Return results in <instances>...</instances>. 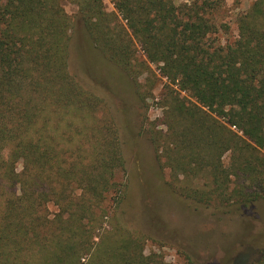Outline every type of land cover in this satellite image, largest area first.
I'll use <instances>...</instances> for the list:
<instances>
[{
    "label": "trees",
    "instance_id": "1",
    "mask_svg": "<svg viewBox=\"0 0 264 264\" xmlns=\"http://www.w3.org/2000/svg\"><path fill=\"white\" fill-rule=\"evenodd\" d=\"M64 1L78 6L90 47L138 83L137 100L147 104L155 87L139 78L159 66L168 80L150 140L181 196L220 212L264 199V0L226 42L197 2L114 0L108 11L104 0H0V264H167L120 210L127 183L152 195L139 176L150 152H135L71 70Z\"/></svg>",
    "mask_w": 264,
    "mask_h": 264
},
{
    "label": "rangeland",
    "instance_id": "2",
    "mask_svg": "<svg viewBox=\"0 0 264 264\" xmlns=\"http://www.w3.org/2000/svg\"><path fill=\"white\" fill-rule=\"evenodd\" d=\"M175 1L179 5L194 2L204 5L203 9L208 11L205 15H213L221 25L218 39L226 42L237 37L238 16L256 0H221L215 4L218 7L215 10L208 7L215 0ZM104 2L108 11L116 10L114 0ZM64 6L73 18L71 70L78 72L85 85L104 99L105 110L114 117L122 138H131L135 152L141 145L150 152L144 154L146 174L139 176L144 184L152 186V195L142 200L134 185L126 182V198L120 208L127 211V226L146 234V253L158 254L167 264L190 261L192 264H260L264 256V199L241 209L228 207L220 212L213 208L197 209L186 201L178 192L170 170L161 165L148 133L150 123L163 116L159 99L167 77L160 74L159 66L150 63L152 71L145 72L139 82L144 90L155 87L153 94L147 104L137 100L138 83L103 53L90 47L78 6L69 1H64ZM137 47L138 55L143 56L141 45ZM9 151L10 148L5 153ZM134 158L135 153H129L128 169L133 167ZM18 169H22V164ZM117 178L126 181L124 171H118ZM49 208L54 212L57 206L51 203Z\"/></svg>",
    "mask_w": 264,
    "mask_h": 264
}]
</instances>
